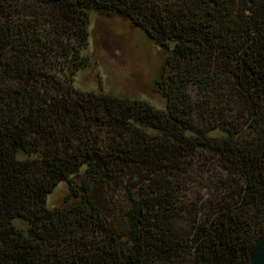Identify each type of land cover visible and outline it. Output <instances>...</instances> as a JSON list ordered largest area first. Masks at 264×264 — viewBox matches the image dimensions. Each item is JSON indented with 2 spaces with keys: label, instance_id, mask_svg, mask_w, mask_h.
I'll list each match as a JSON object with an SVG mask.
<instances>
[{
  "label": "trees",
  "instance_id": "1",
  "mask_svg": "<svg viewBox=\"0 0 264 264\" xmlns=\"http://www.w3.org/2000/svg\"><path fill=\"white\" fill-rule=\"evenodd\" d=\"M98 14L166 49L164 109L74 86ZM200 161L201 205L171 180ZM263 236L264 0H0V264H251Z\"/></svg>",
  "mask_w": 264,
  "mask_h": 264
},
{
  "label": "rangeland",
  "instance_id": "2",
  "mask_svg": "<svg viewBox=\"0 0 264 264\" xmlns=\"http://www.w3.org/2000/svg\"><path fill=\"white\" fill-rule=\"evenodd\" d=\"M82 54L89 62L74 75L77 89L142 99L160 109L166 107V98L156 91L155 82L166 62L167 51L130 20L106 14L91 15L89 39ZM194 167L190 173L172 172L171 180L179 199L201 205L210 197L219 198L220 190L216 187L219 174L214 165L203 167L200 161ZM127 178L133 184L142 183L132 172ZM68 191V183L59 182L48 193L47 205H60ZM94 195L101 199L99 191L95 190ZM13 223L18 228H28L27 222L20 218H14Z\"/></svg>",
  "mask_w": 264,
  "mask_h": 264
},
{
  "label": "water",
  "instance_id": "3",
  "mask_svg": "<svg viewBox=\"0 0 264 264\" xmlns=\"http://www.w3.org/2000/svg\"><path fill=\"white\" fill-rule=\"evenodd\" d=\"M250 257L251 264H264V236L254 246Z\"/></svg>",
  "mask_w": 264,
  "mask_h": 264
}]
</instances>
